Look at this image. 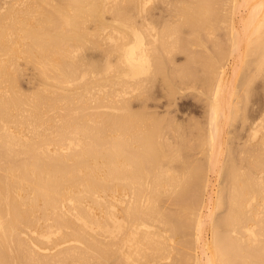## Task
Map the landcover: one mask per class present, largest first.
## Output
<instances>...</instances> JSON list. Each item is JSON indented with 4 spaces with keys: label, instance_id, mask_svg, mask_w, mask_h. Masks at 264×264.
Listing matches in <instances>:
<instances>
[{
    "label": "bare ground",
    "instance_id": "6f19581e",
    "mask_svg": "<svg viewBox=\"0 0 264 264\" xmlns=\"http://www.w3.org/2000/svg\"><path fill=\"white\" fill-rule=\"evenodd\" d=\"M224 2L156 0L145 17L164 29L153 72L129 84L100 71L105 54H116L100 33L111 20L132 22L136 0H0V264H264V0L229 1L230 16L247 10L239 27L216 11ZM218 16L230 22L221 51L237 55L243 72L238 87L220 51L201 53L203 74L195 72L201 59L192 65L195 50L190 63L174 67L181 80L195 75L208 85L206 124L198 123L196 137L204 159L195 158L199 150L188 159L186 125L131 102L149 99L155 76L167 74L165 58L178 66L171 52L184 48L178 38L186 33L177 36L184 27L201 42ZM170 18L182 19L171 25ZM77 47L87 48L84 59L70 65ZM81 68L88 76L78 84ZM241 106L248 112L238 121ZM234 121L243 140L236 145L224 130ZM212 171L223 175L216 190Z\"/></svg>",
    "mask_w": 264,
    "mask_h": 264
},
{
    "label": "rangeland",
    "instance_id": "374dc122",
    "mask_svg": "<svg viewBox=\"0 0 264 264\" xmlns=\"http://www.w3.org/2000/svg\"><path fill=\"white\" fill-rule=\"evenodd\" d=\"M186 1H189V0H186ZM230 0H225V2L224 3H221V5H219L218 4V7L219 6H221L220 8L222 9H219V8H216V11L217 12H219V11H222L221 13L223 14V12H228V15L227 16H230L229 15V13L231 12L230 11V2H229ZM229 2V3H228ZM224 4V5H223ZM225 4H226V7H227V10L228 11H226V7H225ZM216 7H217V4H216ZM224 7H225V9H224ZM217 9H219V10H217ZM221 13H218V15L219 14H221ZM236 14H233L232 15V13H231V16H230V22H233L235 25H236V27H239L240 26V18H242L243 16H245L246 15V13H247V10L245 9V8H243V6H240L239 7V10H237L236 12H235ZM226 14V13H225ZM226 16V17H227ZM240 16V17H239ZM221 17V16H220ZM220 17L218 16V17H216V18H213L212 19V22H211V19H210V21L208 22V24H210V23H212V25H215V26H212L211 24V26L210 27H208L209 29L206 31V23H204V24H202L201 26L199 25V28L201 27V28H203V29H205V30H203V29H201L200 28V30L202 31H206L205 32V34H204V36H203V34H201L202 32L201 31H199V28L197 27V29H198V33L201 35V36H203L201 39V42H200V38H198V37H200L199 35H197V38L199 39H197L196 37H195V35H196V32H197V30H193V28L191 27V26H188V28H187V26L186 27H184L185 29V31L184 30H181V32H179L178 34H177V36H179V34L180 33H186V34H180V38H178L179 39V45H180V43L182 44V46L184 47V48H189V49H191L190 47H192V49L190 50V51H186V49H184L183 47V51L181 50V48L179 49H175V50H172V51H176V54H175V52H171L172 54H174L173 55V57L176 59V57L175 56H178L177 57V59L176 60H174V62L175 61H177V62H175V63H177L178 64V66L174 63V62H172L173 64H175V65H173V68L174 67H179V65L180 66H182V65H184V63L185 62H187V63H190L188 60L190 59L189 57H191L192 56V54L194 53V51H193V53H192V50H195V51H197V52H195L194 53V55L197 57L196 59H195V56L193 57L194 59H195V61L194 62H196V63H194V62H192V65H194V64H200V63H198L200 60L199 59H201V65H199L200 66V71H199V69H197V68H195L196 70H198V71H195V69H194V67L196 66V65H194V67H193V71H195L196 72V74L199 72L200 74H203V73H205L204 71H206L207 69L206 68H204V62L203 61H205L206 59L205 58H207V57H205V56H203L201 53H207L206 54V56H209V54H211V53H213V54H211V55H214V57L216 58L218 55H216L217 53H216V51H220L221 52V54H223L222 53V49H224L223 47H227V49L229 48V44H227V43H229L228 42V37H226L229 33H228V28L227 27H229V23H225V24H221V22H216V21H218L219 19H220ZM174 18V17H173ZM173 18H170L169 19V21H168V23H171V25H173V23H175L174 22V20H176V21H178L179 22V20H181V19H179V20H177V18H175L174 20H172ZM228 20H229V18H225V22L227 21L228 22ZM172 21H173V23H172ZM167 21L166 20H164L163 21V23H166ZM180 23V22H179ZM221 25H220V24ZM222 23H224V21H222ZM216 24H219V26L218 27H220V28H217L216 27ZM228 26H227V25ZM193 26V25H192ZM208 26V25H207ZM194 28H196V25L195 26H193ZM211 27H216L215 29L217 30V35H215V36H217L216 37V41L217 40H220V42H218V46H220L219 48L218 47H216V48H214L215 46H213V42L215 41V36L214 37H210V35L211 36H213L214 34V30L215 29H211ZM192 30H191V29ZM221 29V30H220ZM209 30H212L213 32H211L210 33V35H209ZM216 30H215V34H216ZM194 31H196V32H194ZM189 32V34H187ZM201 32V33H200ZM197 33V34H198ZM218 35H219V37H220V39H219V37H218ZM208 36H209V38H210V40H207V39H209L208 38ZM182 37H184V39H182ZM193 37H194V39H195V41H193V43L191 42L192 40H194L193 39ZM211 38H212V40H211ZM226 38V39H225ZM190 39H192V40H190ZM184 40H186V42H183L182 43V41H184ZM189 40V41H188ZM203 40H204V42H203ZM188 41V42H187ZM199 41V42H198ZM222 41V42H221ZM194 42H196V43H194ZM198 42V43H197ZM190 43H192L193 45H191ZM200 43V44H199ZM201 43H204V44H202V46H200L201 45ZM212 43V44H211ZM221 43V44H220ZM227 44L228 46H224V44ZM98 43H95L94 44V46L96 47L95 48V50H94V54H95V58H97L98 57V55H99V52L102 50V45H97ZM197 44V45H196ZM199 44V45H198ZM222 44H223V47H222ZM186 45V46H185ZM196 45V46H195ZM205 45V46H204ZM213 46V47H212ZM196 48V49H194V48ZM189 49H187V50H189ZM210 49H212V51L210 50ZM227 49H225V50H227ZM177 50H180V51H177ZM184 50L186 51V53H184ZM88 51V50H87ZM189 52H190V54H189ZM209 52H211V53H209ZM220 52H219V57H220ZM227 52V51H226ZM179 53V54H178ZM165 53H163V55H164ZM178 54V55H177ZM197 54H198V56H197ZM201 54V55H200ZM204 54V55H205ZM224 54H225V52H224ZM224 54H223V58L221 59L222 61H224V59H226V57L228 58L227 60L228 61H230L232 64H231V66H230V70H229V79L231 80H233L234 81V83L235 82H238V81H236L237 79H239V81H241V75H242V72L240 71V69L243 67L242 66V63H241V61H240V59L237 57V55L235 56H224ZM166 55V54H165ZM189 55H191V56H189ZM201 56H203V58H200ZM166 57V56H165ZM188 59H187V58ZM199 57V58H198ZM218 57V58H219ZM225 57V58H224ZM233 58H235V59H233ZM166 60H165V63H166V70H165V73H167V74H165V75H168V76H166L167 77V81L168 82H165L164 81V77L163 76H165V75H162V74H158L159 76V78L158 77H156L155 76V80H153V83H154V86H153V88H151V90L152 89H154V90H152L153 92H151V94H150V92L149 93H147V92H145L144 94H149V95H145L146 97L144 98L145 100L147 99V97L149 98V99H147L146 100V102L143 104V101L144 100H138V99H133V101L131 102V105H132V109L133 110H146V111H151V112H154V113H156V114H158V116L160 115L161 117H164L165 118V120H167L168 122H169V120H171V121H173V120H179L180 119V121L179 122H181L182 123V125L184 124V125H186V126H183L184 127V133H183V138H184V143L186 144V146H191V147H189V149H188V147H185V145H184V150H182V153L183 154H186V157L188 158V159H194L193 158V154H194V152H196L197 150H199V149H197L198 147H201L200 146V144H202V143H199V142H201V138L200 139H198L197 140V131L199 132L200 131V129H198V127H199V125H198V123L201 125L202 124V122L204 123V121L206 122V119H207V112L205 111V110H207V106H205V102H207V104H208V95H209V92H208V85H207V83L205 82V81H202L201 82V80H195V75L194 76H190V77H188V78H182V80H181V76L179 77V75H180V72H179V70H177V71H175V68L173 69V68H170L172 65H171V63H170V65H169V60L167 59V58H165ZM199 61H198V60ZM197 60V61H196ZM167 65H168V68H167ZM170 66V67H169ZM196 67H198V65L196 66ZM234 67V70H232V68ZM199 68V67H198ZM168 69H170V72L172 73H170V72H167L168 71ZM172 70V71H171ZM241 70H243V69H241ZM175 71V72H174ZM203 71V72H202ZM241 73H240V72ZM174 72V73H173ZM179 74H178V73ZM198 73V74H199ZM238 73H240V74H238ZM164 74V73H163ZM171 74V75H170ZM176 74V75H178V76H174V75ZM160 75H162V77L160 76ZM170 75V76H169ZM237 75H238V77H237ZM174 77V78H172V77ZM169 77V78H168ZM178 77V78H177ZM191 77H193V78H191ZM260 78V80L262 79L261 77H259ZM163 80V82H164V84H162V83H160V82H162V80ZM170 79H172V80H170ZM180 79V80H179ZM186 79V80H185ZM191 79V80H190ZM158 80V81H157ZM161 80V81H160ZM193 80V81H192ZM174 81H176V83L174 82ZM198 81H200V82H198ZM257 81H259V80H257L256 79V81L254 80V85L255 84H257V85H261V82L259 81L258 83H257ZM156 82V83H155ZM172 82H174V83H172ZM205 82V83H204ZM256 82V83H255ZM79 83H82L81 81H79L78 82V84ZM152 83V84H153ZM169 84L168 86L167 85H165V84ZM198 83V84H197ZM199 83L201 84V83H203V84H201V85H199ZM240 82H238L237 84H239ZM161 84V85H160ZM178 84V85H177ZM158 85V86H157ZM163 85H165L167 88H168V90L169 91H165V89L167 90V88H165V86H163ZM172 85H174V87L176 88V91H174L175 90V88L172 86ZM175 85H177V86H175ZM235 85H236V83H235ZM72 86H74V85H72ZM162 86V87H161ZM171 88H174V89H172L173 91H170V87ZM179 86V87H178ZM204 86V87H203ZM236 86H238V85H236ZM161 87V88H160ZM164 87V88H163ZM177 87H178V90H181V91H177ZM239 87V86H238ZM256 87H258V86H256ZM260 87V86H259ZM170 88V89H169ZM204 88H205V91H204ZM207 88V89H206ZM104 90V89H103ZM150 90V91H151ZM95 92H97V89L96 90H94ZM101 93V91H99L98 90V92H97V94L98 93ZM164 92H165V94H167V92H168V94L167 95H169V93H170V95L169 96H171V97H169V96H167V95H164ZM175 93L176 92V94H173V93ZM178 92V93H177ZM179 92H182V94L181 93H179ZM99 93V94H100ZM96 94V93H95ZM143 94V93H142ZM207 94V95H206ZM258 94H261V92H259ZM151 95H152V97H151ZM167 97V99H166V97ZM177 96V97H176ZM180 96V97H179ZM234 96V98H235V96L236 95H232L231 97H233ZM144 97V96H143ZM174 99H173V98ZM183 97V98H182ZM207 97V98H206ZM153 98V99H152ZM171 98H172V100H171ZM234 98H232V99H234ZM166 99V100H165ZM165 100V101H164ZM170 100V101H169ZM173 100H175V101H173ZM171 101H173V103L175 104V105H169V103L171 102ZM178 101V102H177ZM166 104H165V103ZM181 103V104H180ZM167 104H168V107H166L167 106ZM206 104V105H207ZM239 104V103H238ZM165 105V106H164ZM169 106H170V108H169ZM182 106V107H181ZM242 107V106H241ZM167 109V110H166ZM105 110V109H104ZM242 110H244L243 109V107L240 109V111H238L239 113H236V117H235V119H237L238 121H239V119H241V115L243 114V112H245L246 110H244L243 112H242ZM241 112V113H240ZM246 112H248V111H246ZM253 112H255V111H253ZM155 114V115H156ZM238 114V115H237ZM175 115H176V117H175ZM181 117H182V119H181ZM170 118V119H169ZM231 121V120H230ZM238 121H234V123L233 124H228V123H226V125H225V128H224V130H225V136L226 135H229L230 133H229V131L231 132V136L229 135V136H226V139H228L227 141H229L228 143H231V144H233V145H236V143L239 141V142H241V141H243L242 140V137L240 136H238V135H236V134H238L237 133V131H238ZM197 123V124H196ZM206 124V123H205ZM205 124H204V126H203V124H202V126L201 127H205ZM197 125H198V127H197ZM228 125H229V127H228ZM232 127V128H231ZM235 127V128H234ZM198 130H197V129ZM200 128V127H199ZM202 129V128H201ZM186 130V131H185ZM227 130H229V131H227ZM195 134H194V133ZM226 132H228V133H226ZM234 133H235V135L236 136H234ZM195 136V137H192L193 135ZM173 137H174V135H172ZM172 137V138H173ZM229 137H231V138H229ZM237 138V140H236V138ZM191 138V139H190ZM233 138V139H232ZM176 140V138H173V140ZM238 139H240V140H238ZM174 140V141H175ZM234 140V141H233ZM199 141V142H198ZM231 141V142H230ZM238 142V143H239ZM237 143V144H238ZM198 144V145H197ZM192 146L195 148V150H193L194 148H192ZM187 150H186V149ZM201 149H202V147H201ZM204 149V148H203ZM191 152H190V151ZM201 150H199V153L198 152H196L195 153V158L196 157H198L200 160H202L203 161V159L204 158H202L203 156H204V154L205 153H201L200 152ZM204 151V150H203ZM190 154V153H192V156H191V158L189 157V156H187L188 154ZM201 153V154H200ZM203 154V155H202ZM191 155V154H190ZM201 155V156H200ZM197 158V159H198ZM202 158V159H201ZM210 175H211V178H212V180H213V182L215 183L214 185H215V190H216V187L217 186H219V185H221L223 182H221L222 180L221 179H219V177L221 178V176H222V179H223V175L221 174V176H218V174H217V171H212L211 173H210ZM217 178V179H216ZM219 180H220V182H219ZM220 184H219V183ZM182 194V193H181ZM180 193H179V195H181ZM184 196H185V194H184ZM168 201V200H167ZM167 201H166V203L165 204H169V201H168V203H167Z\"/></svg>",
    "mask_w": 264,
    "mask_h": 264
},
{
    "label": "clouds",
    "instance_id": "9594fccd",
    "mask_svg": "<svg viewBox=\"0 0 264 264\" xmlns=\"http://www.w3.org/2000/svg\"><path fill=\"white\" fill-rule=\"evenodd\" d=\"M156 0H136V16L132 22L125 20H111L100 33L102 43L105 47L113 49L115 55L105 54L102 67L103 75L111 76L118 73L120 78L129 84L145 81L151 77L153 72L152 52L159 43L161 33L164 29H158L145 17ZM137 20H143L138 24ZM171 40L176 36L168 37ZM90 47V46H89ZM88 47V48H89ZM87 48L77 47L71 51L68 63L79 65L84 59ZM115 57V62L113 58ZM80 81L87 79L88 69L79 70Z\"/></svg>",
    "mask_w": 264,
    "mask_h": 264
}]
</instances>
